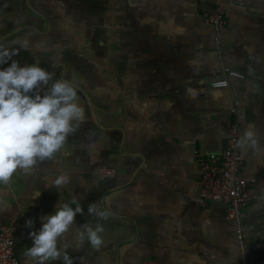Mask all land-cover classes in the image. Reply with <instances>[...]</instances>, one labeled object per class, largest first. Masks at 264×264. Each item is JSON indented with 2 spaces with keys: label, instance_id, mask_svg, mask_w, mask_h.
<instances>
[{
  "label": "crops",
  "instance_id": "0c3cea01",
  "mask_svg": "<svg viewBox=\"0 0 264 264\" xmlns=\"http://www.w3.org/2000/svg\"><path fill=\"white\" fill-rule=\"evenodd\" d=\"M244 3L219 4L228 23L217 32L203 17L217 0H0V46L29 41L0 70L38 63L73 83L85 112L54 159L0 186V228H15L20 264L41 218L73 198L84 209L74 227H104L99 248L62 238L74 264H241L227 206L200 200L201 158L225 148L233 109L242 175L256 181L246 264H264V0ZM225 68L246 78L215 87ZM61 174L65 187L47 186Z\"/></svg>",
  "mask_w": 264,
  "mask_h": 264
},
{
  "label": "clouds",
  "instance_id": "9594fccd",
  "mask_svg": "<svg viewBox=\"0 0 264 264\" xmlns=\"http://www.w3.org/2000/svg\"><path fill=\"white\" fill-rule=\"evenodd\" d=\"M20 48L29 50V41L23 40L13 50L0 46V65L17 55ZM53 76L38 63L21 66L14 60L0 70V186L9 185L18 170L28 175L38 163L54 159L85 121L76 87L67 79L53 82ZM69 182V176L61 174L47 186L60 191ZM39 195L37 191L36 196ZM87 211L89 215L108 218V213L94 204ZM77 214H84V209L73 198L70 203L59 204L54 214L42 217L40 229L30 233L31 246L23 251L27 264L56 260L74 264L69 251L60 243L70 232L81 244L86 240L93 248H99L103 244V225L96 223L93 227L86 223L76 228ZM33 223L28 220L26 226L32 227Z\"/></svg>",
  "mask_w": 264,
  "mask_h": 264
},
{
  "label": "built area",
  "instance_id": "2783aa9c",
  "mask_svg": "<svg viewBox=\"0 0 264 264\" xmlns=\"http://www.w3.org/2000/svg\"><path fill=\"white\" fill-rule=\"evenodd\" d=\"M220 3L236 8L245 7L244 0H217L215 9L204 11V20L211 24L217 32L228 23L227 16L219 8ZM225 73V78L213 82L215 87H227L230 77L246 78L243 73L229 68H225ZM242 165L239 118L237 111L233 109L231 111L230 135L225 148L220 154L201 158L202 189L200 200L227 206V218L236 226L241 264H246L247 247L244 242V234L252 230L253 227L242 223V215L254 199L252 189L256 181L242 175ZM14 237L15 228L13 226L0 228V264H20L13 249ZM263 246L258 244L255 248Z\"/></svg>",
  "mask_w": 264,
  "mask_h": 264
}]
</instances>
